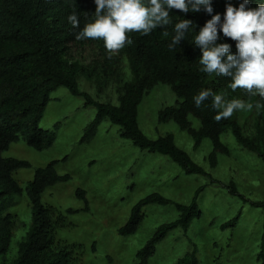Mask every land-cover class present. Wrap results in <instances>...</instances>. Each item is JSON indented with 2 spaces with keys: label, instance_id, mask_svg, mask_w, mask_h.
<instances>
[{
  "label": "trees",
  "instance_id": "16d2710c",
  "mask_svg": "<svg viewBox=\"0 0 264 264\" xmlns=\"http://www.w3.org/2000/svg\"><path fill=\"white\" fill-rule=\"evenodd\" d=\"M240 2L212 0V14L220 13L223 16L226 3L238 6ZM258 2L264 3V0H249V6L256 7ZM73 10L77 11L82 28L92 19L95 5L93 0H0V264L73 263V253L56 242L55 225L59 217L43 203V195L48 189L69 182L71 176L60 175L56 170L57 162L54 161L35 169L34 177L23 188L14 175L20 170L32 169V165L28 161L5 158L3 155L20 138L38 152L54 145L56 134L41 129L40 122L51 94L58 88L67 89L73 96L82 98L85 107L96 110V116L86 126L80 144L93 141L102 123L110 121L120 128L122 139L130 141L140 150L170 158L187 175L208 176L176 144L173 135L151 140L140 129L139 107L144 97L162 84L170 87L179 102L177 106L161 109L158 123L176 124L191 138L194 150H198L204 140H209L213 148L208 156L212 168L217 164V153L230 156L229 148L222 142L227 129H230L241 147L256 154L264 162V100L240 88L233 91L230 78L200 71L201 52L193 38L195 32L211 18L209 14L203 11L184 14L173 9L170 13L173 15V24L183 17L192 20L195 25L178 47L173 50L167 47L174 35L173 25H169L166 29L158 28L148 36L130 33L133 43L112 52L109 58L103 40L74 39L79 29H74L67 22V16ZM219 42L231 44L235 52V41L231 38L221 34ZM79 81L94 87L96 95L82 91ZM204 88L222 95L224 102L240 98L245 107L234 111L227 119L216 121L213 117L220 109H213L210 100L205 101L199 109L194 107L192 97ZM111 92L117 97L115 101H112ZM102 96L108 100L100 101ZM211 181L214 182L213 179ZM204 189L200 187L196 190L189 205L175 204L179 218L157 229L155 235L136 252L135 264H150L157 247L170 232L176 229L184 232L189 230L192 222L200 217L198 198ZM227 189L231 195L242 197L234 183ZM24 195L30 208V223L24 239L18 244L16 255L10 258L8 255L15 232L11 210L17 199ZM76 197L83 201L84 211H87L86 192L78 189ZM169 203L172 202L159 193L139 200L133 206L127 222L118 229V235H135L142 223L145 208L166 206ZM250 204L262 211L257 261L258 264H264V201ZM77 212L67 210L69 215ZM238 220L239 214L224 227L235 226ZM175 264H201L197 250L184 255Z\"/></svg>",
  "mask_w": 264,
  "mask_h": 264
},
{
  "label": "rangeland",
  "instance_id": "374dc122",
  "mask_svg": "<svg viewBox=\"0 0 264 264\" xmlns=\"http://www.w3.org/2000/svg\"><path fill=\"white\" fill-rule=\"evenodd\" d=\"M123 66L127 70L124 62ZM79 88L96 95L94 87L84 81H79ZM110 96L112 101L117 98L113 92ZM104 100L108 98L102 96L100 101ZM178 102L169 86L157 85L139 107V127L151 140L173 135L176 144L208 176L187 175L170 158L140 150L122 139L120 128L110 121L102 123L93 141L80 144L96 110L85 107L82 98L73 96L65 88L51 94L40 122L41 129L56 134L54 145L38 152L20 138L3 154L5 158L25 160L32 165V169L20 170L14 175L23 188L34 177L35 169L54 161L60 175L71 176L69 182L48 189L43 203L59 217L55 225L56 242L73 253L72 264H135L136 252L157 229L179 218L175 204L189 205L200 187H205L198 198L200 217L187 232L181 229L170 232L157 247L150 264H175L194 249L201 264H258L262 211L250 202L264 201V162L241 147L227 129L222 142L229 148L230 156L217 153V164L212 168L208 160L213 149L209 140L194 150L191 138L176 124L158 123V112L177 106ZM231 183L249 202L229 193L227 187ZM78 189L86 192L87 211L83 201L76 197ZM153 193L161 194L172 203L148 206L137 233L120 237L118 229L127 222L133 206ZM68 209L78 212L69 215ZM11 212L15 232L10 258L16 255L30 223L25 195L17 199ZM238 214V223L225 228Z\"/></svg>",
  "mask_w": 264,
  "mask_h": 264
},
{
  "label": "clouds",
  "instance_id": "9594fccd",
  "mask_svg": "<svg viewBox=\"0 0 264 264\" xmlns=\"http://www.w3.org/2000/svg\"><path fill=\"white\" fill-rule=\"evenodd\" d=\"M93 3L92 19L82 28L76 10L67 16V22L79 29L75 32V40H103L109 58L112 52L133 43L130 33L148 36L169 25H173L174 35L167 47L169 50L178 47L195 25L183 17L173 24V15L170 14L173 9L184 14L200 11L209 14L211 18L193 38L201 52L200 71L230 78L233 91L240 88L264 100V3L258 2L256 7H250L249 0H241L238 6L226 3L223 16L212 14V0H93ZM221 34L235 41V52L231 44L218 43ZM208 100L213 109H220L213 117L216 121L227 119L234 111L245 107L240 98L224 102L223 96L210 88H204L192 97L197 109Z\"/></svg>",
  "mask_w": 264,
  "mask_h": 264
},
{
  "label": "crops",
  "instance_id": "0c3cea01",
  "mask_svg": "<svg viewBox=\"0 0 264 264\" xmlns=\"http://www.w3.org/2000/svg\"><path fill=\"white\" fill-rule=\"evenodd\" d=\"M203 144V143H202ZM202 146V145H201ZM201 148V147H200Z\"/></svg>",
  "mask_w": 264,
  "mask_h": 264
}]
</instances>
